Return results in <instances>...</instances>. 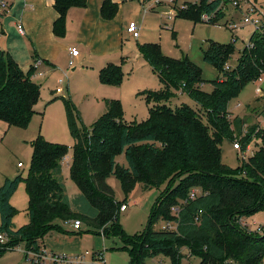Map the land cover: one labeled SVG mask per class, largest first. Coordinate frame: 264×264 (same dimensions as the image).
Here are the masks:
<instances>
[{
    "label": "trees",
    "instance_id": "16d2710c",
    "mask_svg": "<svg viewBox=\"0 0 264 264\" xmlns=\"http://www.w3.org/2000/svg\"><path fill=\"white\" fill-rule=\"evenodd\" d=\"M229 1H188L196 8L177 10L176 15L185 14L198 20L204 12H214L210 21H217L225 16L224 5ZM86 4L87 0H54L58 12L54 32L64 35L68 9ZM117 9V2L104 0L105 16L113 15ZM237 40L234 32L231 42L212 41L205 51L206 60L220 70L211 91L202 87V69L187 55H167L159 42L138 43L139 51L162 84L159 89L139 91L152 103L143 120L127 121L121 100L107 97L105 110L87 127L80 124L72 98L56 95L64 100L75 142L69 169L71 178L97 211L89 214L71 207L61 179L68 145L39 134L31 141L29 172L7 176L0 185V231L10 235L0 247L9 249L25 240L24 246L39 249L43 246L39 238L50 229L77 230L65 228L56 219L78 218L95 233L104 228L110 230V236L120 237L130 252L131 264H181L183 258L189 257H198L197 264H225L228 260L235 264H264V226L261 230L250 229L241 220L264 207V128L260 134L262 143L247 158L241 157L240 164L232 166L222 159L221 144L225 139H234L235 130L244 152L257 128L252 124L244 133V120L230 119L228 100L247 81L264 74V30L253 29L236 64L227 67ZM35 69L34 64L23 68L8 50L0 48V119L9 125L26 127L37 111L40 84L33 78ZM99 76L104 82H120L122 66L109 61L100 69ZM180 91L188 93L196 104L185 102L175 107L168 104ZM123 151L126 164L117 159ZM109 174L121 179L126 194L137 182L144 187L170 183L154 202L147 226L140 234H128L122 225L123 201L108 182ZM22 181L29 197V221L14 227L12 217L16 207L11 196ZM192 187L200 189L195 197H190ZM159 218L167 220V226L154 228ZM77 231L83 232L81 228ZM155 256H159L156 261L147 262V258Z\"/></svg>",
    "mask_w": 264,
    "mask_h": 264
},
{
    "label": "rangeland",
    "instance_id": "374dc122",
    "mask_svg": "<svg viewBox=\"0 0 264 264\" xmlns=\"http://www.w3.org/2000/svg\"><path fill=\"white\" fill-rule=\"evenodd\" d=\"M188 1L194 2L195 0H130L126 3L125 17L127 21L137 20L141 27L138 37L132 36L125 30L122 53L116 56V60H113L122 66L123 77L120 82H104L100 79L99 73L97 78L96 75L91 77L89 71H83V64L77 59L72 65L67 63L68 72L61 71L62 73L59 72L49 79L35 75V81L40 84V96L35 103L37 111L29 124L26 127L9 125L5 128L0 125V184L7 176L13 177L19 172L26 175L29 172L33 152L31 141L39 134L51 141L67 144L68 154L69 152L73 154L75 142L68 126L65 103L62 98L55 97L56 95L72 98L75 108L79 112L80 124L87 127H91L104 111V100L107 97L121 100L127 121L135 118L143 120L149 115V107L152 103L139 91L145 88L159 89L162 84L157 73L150 64L145 62L144 57L137 60L138 43L159 42L163 53L167 55L174 57L187 55L202 69L204 79L202 87L211 91L213 80L220 75V70L216 64L206 60L205 51L212 41L231 42L234 31L225 24V21L228 20L233 8L227 4L224 10L225 16L217 21L194 20L188 15L173 13L174 9L177 11L196 8L194 5H189ZM235 13L240 15L239 11ZM253 29L252 24L238 28V40L235 43V52L229 59L230 66L236 64L241 49L248 43ZM127 56H130L133 61L129 60ZM74 65L77 66V70L73 69ZM59 77L65 78L64 84L59 82ZM68 77L70 86L67 85ZM59 85L63 87L62 91H57ZM185 102L196 104L195 100L183 91L178 92L167 101L173 107ZM228 109L232 110L230 119L241 118L244 120V133L249 126L256 124L257 128L249 144L250 151H254L262 143L260 134L264 128V74H262V78L247 81L242 90L228 100ZM204 120H206V116ZM234 135V139H225L221 144L222 159L232 166H237L240 164L242 151L241 148L234 147V142L239 136L237 130ZM67 157L62 160L64 170L61 175L66 199L74 210L94 214L97 211L96 207L87 200L71 178L69 167L72 160H68ZM117 159L120 163L126 164L125 152L118 154ZM19 160L24 162V166H18ZM107 180L115 188L117 197L122 199V203H128L127 209L121 210L120 214V221L126 232L131 235L140 234L147 226L154 202L159 194L170 186V183L165 181L160 186L144 187L143 183L137 182L133 189L126 194L118 176L109 174ZM11 202L16 207L12 225L19 227L27 223L29 221V197L24 181L19 184L11 196ZM73 220L56 219L68 229H73ZM241 220L243 223L247 222L250 229H255L260 225L264 226V207L243 216ZM167 222L164 218H159L154 222V228L165 227ZM169 225L174 226V223L169 222ZM81 230H83L84 236L83 250L101 251L108 264H131L130 252L124 247V242L120 237L110 236L109 229L106 231L102 228L100 233H95L92 231V227L84 222ZM24 244L25 240H20L9 249L0 247V252H3L0 254V264H46L27 259L22 248ZM158 258L159 256L149 257L147 262L156 261ZM164 260L169 263L168 258H164ZM198 262V257H189L188 259L183 258L181 264H197Z\"/></svg>",
    "mask_w": 264,
    "mask_h": 264
},
{
    "label": "crops",
    "instance_id": "0c3cea01",
    "mask_svg": "<svg viewBox=\"0 0 264 264\" xmlns=\"http://www.w3.org/2000/svg\"><path fill=\"white\" fill-rule=\"evenodd\" d=\"M112 1L118 3V9L111 16H105L102 12L104 0H87L85 6L70 7L66 16L67 31L64 35H57L53 30L58 15L54 0H11L7 9L0 14V48L8 50L25 69L40 60L35 66L34 79L35 75L49 79L61 71L68 72L71 58L83 64V71H89L91 77L96 75L97 78L99 69L122 53L124 32L127 31L125 5L130 0ZM257 1L264 6V2ZM235 12L231 10L234 16H239ZM19 24H22L23 31L19 29ZM71 46L79 48L78 55L72 56ZM127 57L133 61L130 56ZM136 57L137 60L140 57L143 59L139 49ZM145 62L148 63L146 59ZM73 69L77 70V66L74 65ZM40 70L43 74L39 73ZM62 83H65V79ZM67 85L70 86L69 77ZM0 125L5 128L9 123L0 119ZM71 158L72 153L69 152L67 159ZM83 239L82 232L77 230L64 232L52 228L39 238V243L52 250L74 253L83 251Z\"/></svg>",
    "mask_w": 264,
    "mask_h": 264
},
{
    "label": "built area",
    "instance_id": "2783aa9c",
    "mask_svg": "<svg viewBox=\"0 0 264 264\" xmlns=\"http://www.w3.org/2000/svg\"><path fill=\"white\" fill-rule=\"evenodd\" d=\"M11 0H0V14L7 9V7L10 5ZM234 10L239 11V16H234V13L230 12V16L228 17V20L225 21V24L233 30L235 33H237L238 28L244 27L248 24H252L254 29H260L264 30V7L261 4L257 3V0H230L228 3ZM226 5H224L225 10ZM215 16V13H209L204 12L202 14V19L210 21ZM19 29L23 31L22 24H19ZM140 23L137 20H130L127 23V31L131 33L133 36L138 37L140 34ZM70 52L72 56L79 54V48L77 46H71ZM40 60H37L35 62V66L37 67ZM74 62V59L71 58L69 60V64L72 65ZM227 67H230L229 64H227ZM40 74H43V71H39ZM262 78V76L260 77ZM64 77L59 78V82L64 81ZM63 87L59 85L57 87V91H62ZM235 148H241L242 151V157H248V155L251 153L250 146H248L247 150L243 152L242 145L239 144V141L234 142ZM19 166L24 165L23 161L18 162ZM200 189L198 187H192L190 191V197H195L197 194H199ZM128 207V203L124 202L121 204L120 209L124 210ZM247 226L249 224L246 222L244 223ZM74 229H80L82 226V220L81 219H74L72 222ZM167 226V225H166ZM257 230L262 229V225L255 227ZM10 238V235L5 231H0V243L4 244L6 243ZM23 251L25 252V256L27 259H30L31 261H36L40 263H46V264H108L104 257L103 253L101 251H93L90 252L89 250H83L80 252H63V251H57L47 248L46 246H41L39 249H36L34 247H28L23 245ZM153 264H156L154 262ZM225 264H235L232 260L226 261Z\"/></svg>",
    "mask_w": 264,
    "mask_h": 264
}]
</instances>
